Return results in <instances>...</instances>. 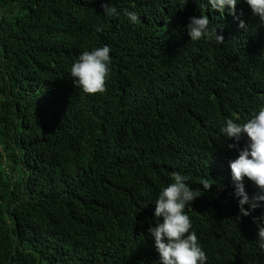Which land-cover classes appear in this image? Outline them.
I'll return each instance as SVG.
<instances>
[{
  "label": "trees",
  "instance_id": "16d2710c",
  "mask_svg": "<svg viewBox=\"0 0 264 264\" xmlns=\"http://www.w3.org/2000/svg\"><path fill=\"white\" fill-rule=\"evenodd\" d=\"M204 3L0 0V264H157L148 228L174 172L201 191L186 212L208 264H264L252 217L235 221L238 151L219 131L260 106L264 25L243 0L235 17ZM205 14L223 45L190 41ZM104 45L107 90L86 95L70 67Z\"/></svg>",
  "mask_w": 264,
  "mask_h": 264
},
{
  "label": "clouds",
  "instance_id": "9594fccd",
  "mask_svg": "<svg viewBox=\"0 0 264 264\" xmlns=\"http://www.w3.org/2000/svg\"><path fill=\"white\" fill-rule=\"evenodd\" d=\"M198 2V0H197ZM252 14L264 25V0H243ZM188 0H180L181 8ZM241 0H205L201 8L218 12L221 17L227 11L236 16L237 5ZM103 15L116 17L119 12L110 3L101 5ZM130 24L141 23L139 14L134 10H125ZM238 20V27L245 29L243 20ZM97 31H100L98 28ZM187 35L192 42H199L213 35L216 41L223 45V36L213 31L208 15L190 17L186 25ZM112 49L108 45L83 51L70 67V78L74 86L86 95L106 92V82L111 78ZM226 140H234L229 148L238 151V157L229 161L231 180L234 184V196L238 201L239 214L236 223L241 218L252 217V223L257 228L256 244L264 252V96L260 97V106L251 113L250 118L242 123L234 119H226L219 129ZM244 140V147L239 143ZM190 177L180 172L172 174V182L160 189L155 204V227H149L148 232L154 240V247L159 254L157 264H208V257L199 242L197 232L187 208L200 195V189H193L188 181ZM245 180L255 188L253 193L246 190ZM212 186L204 184L205 190ZM258 213L257 215H254Z\"/></svg>",
  "mask_w": 264,
  "mask_h": 264
}]
</instances>
